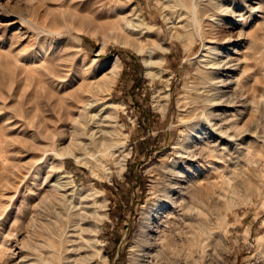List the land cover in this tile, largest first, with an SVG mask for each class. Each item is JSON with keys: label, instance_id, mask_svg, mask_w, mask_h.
Segmentation results:
<instances>
[{"label": "rangeland", "instance_id": "374dc122", "mask_svg": "<svg viewBox=\"0 0 264 264\" xmlns=\"http://www.w3.org/2000/svg\"><path fill=\"white\" fill-rule=\"evenodd\" d=\"M178 1L0 0V264H264V0Z\"/></svg>", "mask_w": 264, "mask_h": 264}, {"label": "bare ground", "instance_id": "6f19581e", "mask_svg": "<svg viewBox=\"0 0 264 264\" xmlns=\"http://www.w3.org/2000/svg\"><path fill=\"white\" fill-rule=\"evenodd\" d=\"M178 1V0H177ZM178 3H179V1H178ZM175 6V5H174ZM179 7V8H178ZM177 8H176V15H175V17H173V19H170L171 20V24L173 23V24H181L180 22H181V20H182V18L185 16V14L183 13V9H182V5L181 6H178ZM170 8V7H169ZM171 8H173V7H171ZM185 11V10H184ZM170 13V12H169ZM176 26V25H175ZM181 26H182V24H181ZM180 26V27H181ZM179 27V26H178ZM181 29H182V27H181ZM162 48L161 47H159V46H156V49H154L153 50V54L155 55V56H157L158 54H161L162 55ZM213 51H215L216 52V49H213L212 50V52ZM207 60V59H206ZM210 60V59H209ZM215 60V59H214ZM216 61V60H215ZM210 62V61H209ZM211 62H213V61H211ZM143 63H144V67H145V75L148 77V78H152V73H153V65H155V63L153 62V59H150V60H148V59H144V61H143ZM158 64H156V65H161V64H163L164 63V56H160L159 58H158V62H157ZM203 63V62H202ZM208 63V62H207ZM207 63H205V65H207V68L206 69H211V67L213 68V67H215L214 69H216L217 68V63L216 62H214V63H209V64H207ZM219 65V64H218ZM218 70V69H217ZM221 70H222V68H221ZM211 80H213V79H211ZM212 82V81H211ZM208 93L209 92H207V91H203V92H201V93H199V94H201V95H204V96H206V94L208 95ZM212 96V95H211ZM212 98V97H211ZM168 101H169V94L167 93V92H160V93H158V96H157V99L155 100V108L156 109H158V111H161L163 114H165L166 113V109H167V106H168ZM103 110H104V112L107 114V115H112V113L113 112H115L114 110H115V108L112 106V104L111 105H107V106H104V108H103ZM99 115V114H98ZM98 117V116H97ZM115 123V122H114ZM99 129V128H98ZM92 131H93V129H92ZM106 131V130H105ZM104 136V135H103ZM228 137H230V136H228ZM103 140V139H102ZM101 140V141H102ZM87 141V140H86ZM101 141L100 142H98V144H97V146L98 145H104L105 143H107L106 141L104 142V140H103V144L101 143ZM95 142V141H94ZM93 142V145L95 144V143H97V142H95L94 143ZM75 144H77L76 143V141L74 142ZM90 143H91V141H90ZM100 143V144H99ZM109 144V143H108ZM123 144V143H122ZM100 145V147L102 148V146ZM124 145V144H123ZM84 147H85V145H83ZM96 146V145H95ZM82 147V146H81ZM83 147V148H84ZM121 147V146H120ZM123 147V146H122ZM178 148H180L179 146H178ZM98 149H99V147H98ZM99 151V150H98ZM101 151H103V150H101ZM125 152H126V158L128 157V155H129V150H125ZM61 156H63V157H72V158H74L75 159V161L76 162H81L83 165H86V163L84 162V158L82 157V155L80 154H77L76 152H74V150H73V147H71V146H67V147H65V148H63L62 150H61ZM125 158V159H126ZM124 167H125V164L123 163L122 165H121V169H120V171H119V174H121V172L124 170ZM59 179V178H58ZM65 179H68V177H63V178H61V180H65ZM73 183H74V181H72ZM63 184V185H62ZM61 185V187H60V189H65V191H68V188H66L67 186H69L70 187V185H68L69 183L65 180L63 183H62ZM72 184V183H71ZM71 190V189H70ZM72 192V191H71ZM70 193V192H69ZM78 194V193H77ZM63 195V194H62ZM76 196V195H75ZM71 198V197H70ZM74 206H75V204H74ZM100 206V205H99ZM102 208V207H101ZM78 219V218H77ZM99 219V218H98ZM100 220V222L98 223L97 221V223H98V225H97V227H95L96 229H94V231H93V235L95 234L96 235V237L99 235V233H100V227L102 226L101 224H102V222H103V217L101 218V219H99ZM96 223V224H97ZM75 225H77V224H75ZM79 225V224H78ZM80 226V225H79ZM88 226H90V225H88ZM90 228V227H89ZM91 228H92V226H91ZM90 228V229H91ZM72 229V228H71ZM86 230H87V228H86ZM83 231H85V230H83V229H80V230H77V236H76V238L74 239V240H72L71 241V245H70V247L69 248H67V252H69V256H67L65 259H64V261L66 260V262H67V264H107V260H106V258L104 257V246L105 245H103L101 242H99V241H97V240H93V239H91V235H86V234H88L86 231L85 232H83ZM89 231V230H88ZM97 232H99V233H97ZM69 233V232H68ZM67 233V234H68ZM85 233V234H84ZM97 233V234H96ZM73 234V233H72ZM94 235V236H95ZM93 236V237H94ZM96 237H94V238H96ZM71 240V239H70ZM89 248H91V250H92V253L89 251ZM68 254V253H67ZM96 255V256H95ZM99 260V262L97 261V260Z\"/></svg>", "mask_w": 264, "mask_h": 264}]
</instances>
